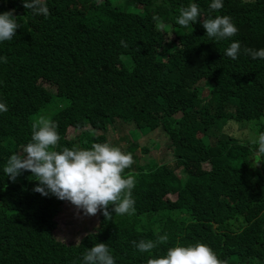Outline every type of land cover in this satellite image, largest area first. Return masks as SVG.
Wrapping results in <instances>:
<instances>
[{
  "label": "trees",
  "instance_id": "16d2710c",
  "mask_svg": "<svg viewBox=\"0 0 264 264\" xmlns=\"http://www.w3.org/2000/svg\"><path fill=\"white\" fill-rule=\"evenodd\" d=\"M118 1L44 0L45 18L22 0H0V13L14 9L20 25L0 42V57H7L0 61V102L8 108L0 113V264H83L95 243L107 244L115 264H147L169 247L197 242L226 264H264V162L255 163L258 145L225 130L264 132V59L243 51L264 48V0H223L215 11L212 0ZM191 3L200 17L181 27L179 10ZM153 15L174 32L157 30ZM223 15L238 33L209 38L203 19ZM234 41L241 44L235 60L223 53ZM40 116L57 123L58 151L77 147L85 118L103 130L118 119L137 124L124 149L135 158L133 215H115L110 206L112 219L99 212L98 227L80 241L55 235L56 217L70 202L34 192L39 182L30 171L15 182L3 172L31 142ZM72 121L78 134L67 139ZM160 128L175 147L181 177L166 165L143 166L135 154L140 137ZM164 234L168 242L150 252L132 244Z\"/></svg>",
  "mask_w": 264,
  "mask_h": 264
},
{
  "label": "clouds",
  "instance_id": "9594fccd",
  "mask_svg": "<svg viewBox=\"0 0 264 264\" xmlns=\"http://www.w3.org/2000/svg\"><path fill=\"white\" fill-rule=\"evenodd\" d=\"M22 3L24 8L31 10L35 15H43L45 18L50 15L44 0H22ZM209 7L213 11L220 10L223 8V0H212ZM14 11L13 9L0 13V42L12 40L16 36L17 29L20 28ZM179 11L176 23L184 28L197 22L200 17V10L196 3L182 7ZM152 19L156 22L157 30H164L167 27L158 15H153ZM202 27L209 38H215L217 41L234 37L238 33V28L228 15L204 18ZM121 46L126 48V42L122 40ZM243 51L252 59H264V48L259 50L245 48ZM240 52V42L234 41L230 43L224 54L235 60ZM0 61L7 63V57H0ZM7 111V105L0 102V113ZM181 116L186 117L183 114ZM83 121L84 135L79 139L77 147H64L58 151L56 149L60 135L57 132V123L50 118L40 116L31 126V142L23 146L19 153L9 157L3 168L4 174L15 182L23 171H30L39 182L33 189L34 192L42 196L51 194L61 201L70 202L75 207L78 218L81 211L86 217L95 216L102 211L105 220L110 221L112 219L110 206L115 215H133L135 201L132 195L137 188L133 174L134 154L124 150L125 148L118 147L117 141L110 142L109 134L111 130L116 132L118 125H129L132 127L128 132L129 138L127 135L120 138L124 141L131 139L130 144H132L133 130L137 124L134 121L123 123L118 119L108 130H103L94 117L85 118ZM74 127H77V123L72 121V127L69 129L74 130ZM250 142L258 145L255 163L259 165L264 162L261 159L264 158V132L251 138ZM85 143L90 149L79 148ZM155 143L151 148H156ZM135 154L137 156V153ZM155 165L166 164L151 161L144 166L151 168ZM169 199L172 200L173 197ZM168 240V235L164 234L158 235L155 241L141 239L139 242L132 241V244L140 252H150L159 245L166 244ZM77 241H80L79 237ZM83 264H115V259L110 254L106 243H95L83 255ZM147 264H226V261L219 259L207 244L197 242L188 246L177 244L169 247L165 255L149 258Z\"/></svg>",
  "mask_w": 264,
  "mask_h": 264
},
{
  "label": "rangeland",
  "instance_id": "374dc122",
  "mask_svg": "<svg viewBox=\"0 0 264 264\" xmlns=\"http://www.w3.org/2000/svg\"><path fill=\"white\" fill-rule=\"evenodd\" d=\"M123 0H119L118 2L121 3ZM128 10H134L133 7H129ZM165 32L173 33L172 29H164ZM225 47L223 53H225ZM225 55V54H224ZM226 56V55H225ZM164 59L166 58L163 56ZM123 59L128 64L129 67L132 66V61L130 58L123 56ZM206 94V92H205ZM181 115V113H179ZM118 130L114 132L113 130L110 131L109 134V141L114 143L118 141L121 136L127 135L129 138L128 132L132 129L129 125H118ZM225 130L228 132L235 134L236 136L240 137L241 139H251L255 138V134L247 128V126H237L234 127L228 124L225 127ZM78 131L69 129L67 131V139H71L73 136L77 135ZM157 142V143H155ZM155 143L156 148H151ZM159 143V144H158ZM122 148H127L128 143L126 141H120ZM139 148L137 150V156L140 158L141 165H148L151 161L156 162L157 164H166L169 167H172L176 170L177 175L181 176L180 169L177 168V160L175 156V147L171 141L168 140L167 136L164 134L162 129H158L156 131L151 132L147 135H142L139 139ZM151 148L148 153H144L143 148ZM158 147V148H157ZM209 170L208 167H206ZM173 201L176 200L175 197L172 199ZM62 214H59L56 217V229L54 230L55 235L58 238L67 239L69 241H77V238H82L85 235L86 230H93L98 227L99 225V217L100 213L98 212L97 215L93 216L94 219H91L90 216H83L81 211L80 217L78 218L76 215V209L70 203L64 204ZM147 221V220H146Z\"/></svg>",
  "mask_w": 264,
  "mask_h": 264
}]
</instances>
